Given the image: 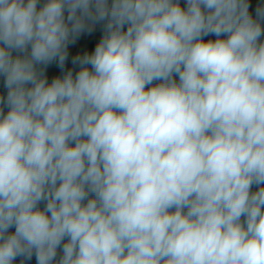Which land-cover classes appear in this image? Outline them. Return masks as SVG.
<instances>
[{
	"label": "clouds",
	"instance_id": "9594fccd",
	"mask_svg": "<svg viewBox=\"0 0 264 264\" xmlns=\"http://www.w3.org/2000/svg\"><path fill=\"white\" fill-rule=\"evenodd\" d=\"M33 259L264 264V0H0V264Z\"/></svg>",
	"mask_w": 264,
	"mask_h": 264
},
{
	"label": "crops",
	"instance_id": "0c3cea01",
	"mask_svg": "<svg viewBox=\"0 0 264 264\" xmlns=\"http://www.w3.org/2000/svg\"><path fill=\"white\" fill-rule=\"evenodd\" d=\"M181 2L183 3V0H181ZM251 2H252V4H253V6H255V4L258 3L259 0H251ZM100 35H101V34H100L99 31H97L96 33L93 34V36H94L96 39H99ZM88 39H89L88 37H85V38H84V41L86 42ZM85 46H87L86 43H85ZM76 50H77V49H75V48L72 49L73 53H74ZM80 50L82 51L83 48H81ZM69 67H70V65H69ZM32 264H35V260H34V259H33V261H32Z\"/></svg>",
	"mask_w": 264,
	"mask_h": 264
}]
</instances>
